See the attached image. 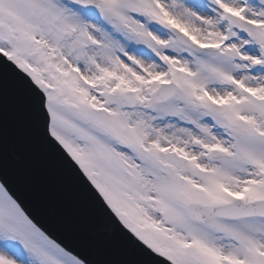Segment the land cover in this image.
I'll use <instances>...</instances> for the list:
<instances>
[{
	"label": "snow or ice",
	"instance_id": "obj_1",
	"mask_svg": "<svg viewBox=\"0 0 264 264\" xmlns=\"http://www.w3.org/2000/svg\"><path fill=\"white\" fill-rule=\"evenodd\" d=\"M0 74L143 264H264V0H0ZM0 264L93 261L0 183Z\"/></svg>",
	"mask_w": 264,
	"mask_h": 264
},
{
	"label": "water",
	"instance_id": "obj_2",
	"mask_svg": "<svg viewBox=\"0 0 264 264\" xmlns=\"http://www.w3.org/2000/svg\"><path fill=\"white\" fill-rule=\"evenodd\" d=\"M0 179L58 239L77 251L86 250L93 263L143 264L136 243L116 225L74 168L64 167L42 145L10 99L0 108ZM106 214L118 230L115 237L96 230Z\"/></svg>",
	"mask_w": 264,
	"mask_h": 264
}]
</instances>
